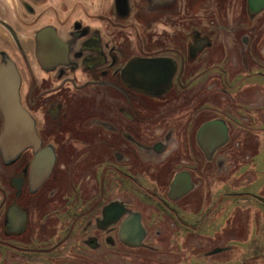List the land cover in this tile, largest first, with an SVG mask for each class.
Here are the masks:
<instances>
[{
    "label": "flooded vegetation",
    "instance_id": "af4514ba",
    "mask_svg": "<svg viewBox=\"0 0 264 264\" xmlns=\"http://www.w3.org/2000/svg\"><path fill=\"white\" fill-rule=\"evenodd\" d=\"M205 1L0 0V67L14 66L39 141L0 153V264H166L167 247L146 239L214 235L228 244L200 253L187 240L178 259L229 264L230 238L258 234L249 221L262 211L243 210L263 204L261 89L247 102L241 72L226 80L220 61L245 72L264 50L241 23L216 21L215 4L226 17L231 0ZM231 7L257 22L264 0ZM43 150L53 160L38 179Z\"/></svg>",
    "mask_w": 264,
    "mask_h": 264
},
{
    "label": "rangeland",
    "instance_id": "374dc122",
    "mask_svg": "<svg viewBox=\"0 0 264 264\" xmlns=\"http://www.w3.org/2000/svg\"><path fill=\"white\" fill-rule=\"evenodd\" d=\"M158 1L159 0H154V2H156V7L154 9H156L158 7ZM240 0H231L230 2V11L229 13L226 14V17H224V11L222 8H219L218 4H215V18L217 22H229L231 24V26L233 25H239L240 23L246 27V32L247 35L253 40L256 38H259L261 40V43H259L262 46V50H264V10L262 11L261 14L256 15L257 17V22L255 19H252V17H250L249 15L243 14V13H238L236 11H234V9L231 6H235L236 2H239ZM205 3V8L207 6V0L204 2ZM221 5V4H220ZM158 9V8H157ZM239 31H236V33H238ZM253 32L252 36L251 33ZM256 33V34H255ZM223 38H229L230 41L238 43V38L239 37L237 34H234L233 32H228L226 33L225 31H223ZM263 55V59H256V52L255 51H251V54L247 56V71L242 72V69L238 67V63L236 65H232L231 61L227 62V61H220V65H228V63H230V67H231V75L227 76L225 79L227 80L229 77H232L234 75V73H240V76L243 77L242 83L240 84V89H246V98H247V102L248 100H250L248 97H250L251 95H254V89H261V93L259 94V103H263V118H264V51L262 52ZM256 60L258 62H256ZM227 70V69H226ZM255 73H259L260 75H258V82H255V78H253L254 75H256ZM247 76V77H246ZM202 79V78H199ZM206 78L203 79V81H201V83H199L198 88L202 89L205 85H206ZM240 80V78H233L232 79V85H237L238 81ZM221 85H223V81L221 79ZM256 87V88H255ZM254 98V96H252V99ZM253 102L256 104V101L253 100ZM251 107H255V105H252ZM247 105V108L251 110V115L252 117L254 116V109L255 108H251ZM263 130H262V135H263V139H264V121L263 124L260 126ZM253 129L258 128L257 125L252 126ZM253 133L255 132H260L257 130H253ZM255 140V139H253ZM251 141L250 144H252L253 146L257 144V142L255 141ZM263 165V162H262ZM262 187L264 189V175H263V179H262ZM249 187V186H248ZM253 187V186H252ZM218 188V187H217ZM253 190V189H251ZM239 198H246L248 200H252L249 199V196L245 197V196H241ZM262 203L263 204H257V202L254 201L253 205L251 207H248L247 210H243L246 211V213H251V215H255V210H258V208H260V210L262 211V217L260 218L259 222L256 223L255 220H251L249 221V230H253V232L256 231V229H258V234H254L251 235L250 237H246L243 239V241L245 243L242 242L241 238H234L231 237L229 244L231 250V256H230V262L229 264H251V263H255L257 262V264H264V197H262ZM240 213L236 214L234 217H232V222L230 224H234L239 228V224L241 223L240 220ZM256 224L258 227H256ZM222 223H219L218 220L215 222L214 224V230H218L221 229ZM226 239V237H225ZM187 240H192L193 243H191L192 245H196L195 240H198L199 242V247L202 248H198L199 252L201 253L202 251L205 252L208 250V247H212V246H222L224 244H228L227 242H223V237L219 236V235H214L213 238H208V237H204V238H194V239H187V238H177V237H166L164 238L162 241L160 240V242L158 241V239H152V240H148L147 239L144 241L143 245H147V246H166L167 247V252H170V258L168 259L166 264H190L189 261L185 260L184 258H182L181 260H179V256L180 254L177 253L178 251L175 249V246H184L185 243L184 241ZM205 245V246H203ZM208 245V246H206ZM235 246V247H234ZM141 251V250H140ZM187 251H185L183 254H181L182 257H186ZM135 255V254H134ZM140 259H137V255H136V259L138 261H142V257L143 254L140 253ZM156 255V254H153ZM152 255V256H153ZM258 255V256H256ZM223 254H219L217 256L214 257H222ZM129 254H124V255H120V260L123 261V263L127 262V261H131L129 258ZM196 258L193 259V261ZM179 260V261H178ZM209 261V258L204 256L203 254H198V258H197V262L198 264H208L207 262ZM2 262V259H0V263ZM150 264H158L155 263L154 260L150 259Z\"/></svg>",
    "mask_w": 264,
    "mask_h": 264
},
{
    "label": "water",
    "instance_id": "95a60500",
    "mask_svg": "<svg viewBox=\"0 0 264 264\" xmlns=\"http://www.w3.org/2000/svg\"><path fill=\"white\" fill-rule=\"evenodd\" d=\"M19 77L14 66L6 63L0 67V153L5 159H13L21 150L39 146L32 118L20 105L18 98ZM48 150L35 155L31 173L38 179L44 178L52 165Z\"/></svg>",
    "mask_w": 264,
    "mask_h": 264
}]
</instances>
